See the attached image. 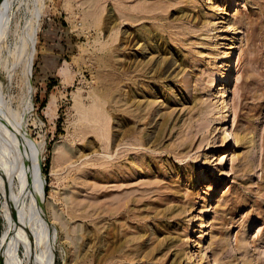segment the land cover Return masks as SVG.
I'll return each mask as SVG.
<instances>
[{"label": "rangeland", "instance_id": "obj_1", "mask_svg": "<svg viewBox=\"0 0 264 264\" xmlns=\"http://www.w3.org/2000/svg\"><path fill=\"white\" fill-rule=\"evenodd\" d=\"M5 14L0 264H264V0Z\"/></svg>", "mask_w": 264, "mask_h": 264}, {"label": "bare ground", "instance_id": "obj_2", "mask_svg": "<svg viewBox=\"0 0 264 264\" xmlns=\"http://www.w3.org/2000/svg\"><path fill=\"white\" fill-rule=\"evenodd\" d=\"M5 1L6 0H0V12H1V10L4 8V3H5ZM33 14V13H32ZM38 14H39V11H38ZM37 14V15H38ZM6 16V14L4 15V21L3 20H1L0 21V65L1 66H3L4 68H9L8 70L10 71L11 70V67H12V64L13 63H15V67H14V64H13V67L15 68V70H16V68H18L17 66H19V65H21L20 63H22L23 61H22V59L24 58V55H26L25 54V51H26V49L28 48V49H30L31 48V46L29 47V45H33L34 44V32L32 33V34H30L31 33V31H30V35L28 34L27 36H25L26 35V33H25V35H23L21 38H20V43L19 44H16V47L15 48H11L10 46H9V44L7 43V40H8V37H9V27H8V21H10V17L7 15V17H5ZM30 25V24H29ZM27 26V25H26ZM31 29V28H30ZM28 46V47H27ZM5 51H8V56L7 57H4V52ZM33 52H34V50H32ZM28 52V51H27ZM29 53H30V50H29ZM32 55V54H31ZM29 57V56H28ZM31 57V56H30ZM28 58L27 60H26V66H25V69L23 70L24 72H25V77H26V80L29 82L30 81V76H31V67H32V64H31V58ZM22 58V59H21ZM26 58V57H25ZM22 61V62H20V61ZM24 60V59H23ZM18 62V63H16V62ZM25 63V62H24ZM24 65V64H23ZM13 69V68H12ZM21 70H22V68H21ZM4 71V70H3ZM8 71V72H9ZM24 77V76H23ZM28 84V83H27ZM76 99V98H75ZM78 99H80L79 97H77V99L76 100H78ZM3 100V99H2ZM79 101V100H78ZM77 101V102H78ZM3 102H4V104H6V102L3 100ZM79 102H81V100L79 101ZM76 103V102H75ZM82 103V102H81ZM80 103V104H81ZM79 104V103H78ZM76 105H77V103H76ZM4 106V105H3ZM5 106H7V104L5 105ZM5 106L3 107V108H5ZM79 106H82V105H79ZM75 108H77L78 109V111H79V109L80 108H78V106H76ZM6 110H7V108H5ZM96 111V110H95ZM2 112V111H1ZM6 112V111H5ZM4 112V113H5ZM80 112H81V110H80ZM98 112V111H97ZM221 112V111H220ZM8 113V112H7ZM82 113V112H81ZM87 114V113H86ZM95 114H96V112H95ZM99 114V113H98ZM98 114H96L97 116H98ZM7 115V114H6ZM88 115H89V113H88ZM93 115H94V111H93ZM92 114H91V116L94 118L95 116H93ZM100 115V114H99ZM4 117H5V115H3ZM86 116V115H85ZM90 116V117H91ZM223 116V115H222ZM221 116V117H222ZM8 117V116H7ZM87 118V117H86ZM89 118V117H88ZM93 118H91V120H96V121H100V124H101V120H97L96 118L95 119H93ZM99 118H101V117H99ZM1 119V118H0ZM6 120H5V122L7 121V118H5ZM217 119V118H216ZM2 121V120H1ZM0 121V122H1ZM96 121H93V123L95 122V123H99V122H96ZM219 121V120H218ZM4 122V123H5ZM92 122V121H91ZM2 124V125H1ZM99 124V125H100ZM0 125L3 127L4 125H3V122L2 123H0ZM225 127V126H224ZM226 129V128H225ZM228 130H230V129H228ZM212 132V131H211ZM214 132V131H213ZM229 132V131H228ZM1 133V132H0ZM216 133H217V130H216ZM212 134V133H211ZM214 134H215V132H214ZM218 134V133H217ZM217 134H216V136H217ZM1 135V134H0ZM4 135V138L6 137V138H8L7 136H6V134L4 133L3 134ZM230 135V134H229ZM229 135L227 134V131H226V134H225V136H224V141L227 143V141L229 140ZM2 137V136H1ZM212 137V136H211ZM5 138V139H6ZM12 138V137H11ZM233 138V137H232ZM211 139H213V138H211ZM223 139V138H222ZM221 139V140H222ZM218 140V139H217ZM215 141V140H214ZM219 142V141H218ZM223 142V141H222ZM2 143V142H1ZM215 143V142H214ZM218 144V143H217ZM214 145V144H213ZM216 145V144H215ZM40 189V188H39ZM42 195H43V200L41 201V205H42V209H43V202H44V198H45V195L43 194V191H42ZM40 197H41V195H40ZM40 206V205H39ZM39 206L37 207V208H39ZM43 211H44V209H43ZM44 213V212H43ZM37 214V213H36ZM39 214V213H38ZM44 216V215H43ZM34 219V218H33ZM197 247V246H196ZM54 245H53V242H51V259H53L54 258V254H55V251H54ZM194 257V256H193ZM192 257V258H193Z\"/></svg>", "mask_w": 264, "mask_h": 264}, {"label": "water", "instance_id": "obj_3", "mask_svg": "<svg viewBox=\"0 0 264 264\" xmlns=\"http://www.w3.org/2000/svg\"><path fill=\"white\" fill-rule=\"evenodd\" d=\"M39 168H40V165H39ZM43 191H44V193H45V188H44V190H43Z\"/></svg>", "mask_w": 264, "mask_h": 264}]
</instances>
